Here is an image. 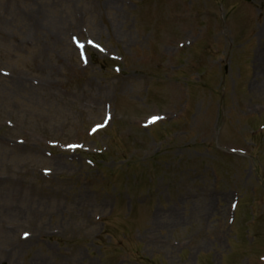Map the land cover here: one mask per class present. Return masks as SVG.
<instances>
[{"label":"rangeland","instance_id":"obj_1","mask_svg":"<svg viewBox=\"0 0 264 264\" xmlns=\"http://www.w3.org/2000/svg\"><path fill=\"white\" fill-rule=\"evenodd\" d=\"M260 124L264 0H0V264H264Z\"/></svg>","mask_w":264,"mask_h":264}]
</instances>
